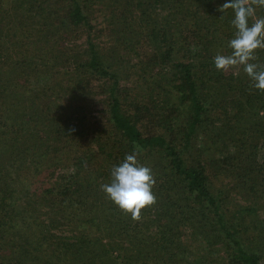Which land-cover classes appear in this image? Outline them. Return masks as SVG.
I'll list each match as a JSON object with an SVG mask.
<instances>
[{"label":"trees","instance_id":"obj_1","mask_svg":"<svg viewBox=\"0 0 264 264\" xmlns=\"http://www.w3.org/2000/svg\"><path fill=\"white\" fill-rule=\"evenodd\" d=\"M82 1L0 7V264H264V91L212 63L231 51V9L112 0L113 44L88 36L80 53L62 33L92 29ZM134 150L155 179L138 219L100 189Z\"/></svg>","mask_w":264,"mask_h":264},{"label":"clouds","instance_id":"obj_2","mask_svg":"<svg viewBox=\"0 0 264 264\" xmlns=\"http://www.w3.org/2000/svg\"><path fill=\"white\" fill-rule=\"evenodd\" d=\"M231 9L232 37L227 41L229 54L218 52L212 58L217 71L223 72L234 66H242L251 86L264 91V68L253 62L256 51L264 49V16L257 9H264V0H224L219 11ZM155 179L149 167L138 160V151L126 154L110 170V181L100 185L101 191L120 210L138 219L141 209L155 202Z\"/></svg>","mask_w":264,"mask_h":264},{"label":"rangeland","instance_id":"obj_3","mask_svg":"<svg viewBox=\"0 0 264 264\" xmlns=\"http://www.w3.org/2000/svg\"><path fill=\"white\" fill-rule=\"evenodd\" d=\"M13 0H0V7L2 10L10 9L12 6ZM112 0H83L81 3L83 6L87 7V12L89 14L90 20H91V27L92 29L87 31H82V29L78 30L77 32L70 33V32H63L62 36L64 38L65 42V49H73L74 52L80 51L83 52L87 49V37L91 36L96 43V45L100 48V51H103L105 54L107 50H109V47L113 44V39L109 36L108 32L112 26L111 20L109 19L110 16V10ZM2 4V5H1ZM3 6V7H2ZM50 19L53 21L56 19L55 15L51 16ZM51 20H45V23H48ZM44 23V22H43ZM43 23L30 25V29H38L45 28L43 26ZM57 25V24H56ZM15 29V28H14ZM35 30V29H34ZM15 35L16 37L13 38L12 36ZM21 36V37H20ZM22 36L18 34V31L14 30L10 37L7 39L8 44H22ZM24 37V36H23ZM61 38V37H60ZM25 44L27 43V39L24 41ZM34 50V49H33ZM37 51L39 53V48L37 50H34L33 52ZM66 51V50H65ZM32 52V50H31ZM74 63L72 62V67ZM233 68V67H231ZM100 84L96 81L92 82V88L93 92H95L92 96V102L91 105L87 108V116L90 117V121L92 123V126L96 123H105L104 120H101V117L103 116L105 110H106V101L105 97L100 95ZM30 88V87H29ZM91 100V99H90ZM86 102L83 103V107ZM90 104V102H89ZM95 130H102L101 126H97ZM100 128V129H99ZM87 144H76L72 145V149L70 152L71 157L72 156H80L81 152H85L91 148V145L89 142H86Z\"/></svg>","mask_w":264,"mask_h":264}]
</instances>
